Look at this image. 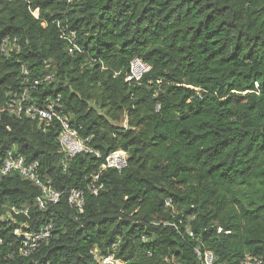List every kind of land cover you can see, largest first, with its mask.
Returning <instances> with one entry per match:
<instances>
[{
	"label": "trees",
	"instance_id": "trees-1",
	"mask_svg": "<svg viewBox=\"0 0 264 264\" xmlns=\"http://www.w3.org/2000/svg\"><path fill=\"white\" fill-rule=\"evenodd\" d=\"M135 58L150 67L140 82L127 80ZM25 90L41 108L60 97L80 137L103 158L128 153L127 168L89 193L104 160L68 161L59 122L13 109ZM10 151L62 197L41 210L33 182L0 178V264H97L92 250L122 264H203L197 250L264 264V0H0V170ZM47 222L52 238L23 257L15 231Z\"/></svg>",
	"mask_w": 264,
	"mask_h": 264
},
{
	"label": "built area",
	"instance_id": "built-area-1",
	"mask_svg": "<svg viewBox=\"0 0 264 264\" xmlns=\"http://www.w3.org/2000/svg\"><path fill=\"white\" fill-rule=\"evenodd\" d=\"M38 17V16H37ZM73 41V40H72ZM14 47L17 46L16 41ZM3 52L7 55L8 48L4 45ZM150 70V67L139 58H135L130 64V72L128 81L140 82L143 76ZM52 75H47L43 79L35 80L31 88L36 89L40 84L50 82ZM12 107L20 114L25 110V114L32 119L40 118L41 120L52 122L57 121L60 123L62 130L58 137V141L62 147V151L68 161L73 160L80 154L92 155L99 159H103V165L98 173L92 175L93 184L88 185V192L93 195H98L99 190L103 187L100 183V174L108 169H115L122 171L128 166L129 155L124 151H114L108 154L105 158L102 154L89 146L90 139H83L80 137L79 132L72 128L69 120L62 114L63 105L61 98L46 101L43 108L32 105L31 95L28 90H25L21 98L13 97ZM28 107H24L25 104ZM35 104V103H34ZM37 164H28L23 156H18L13 151L7 153L1 170L0 178L12 174H19L25 180L33 182L42 192V196L37 199V205L41 210H46L48 204H58L61 200L62 193L56 191L50 182L44 183L41 181L37 174ZM69 204L78 213H82L85 207V191L72 189L69 195ZM15 215L24 214L28 215V210H17L12 208ZM54 223L47 222L38 231H24L17 229L15 235L19 238L20 248L19 253L26 258L31 257L36 253L43 244L47 243L52 238V231ZM198 255L203 261V264H213V255L206 252L204 257H201L199 251ZM91 254L97 264H122L111 253L107 256L99 254L97 250H92ZM262 262L251 255H248L244 264H261Z\"/></svg>",
	"mask_w": 264,
	"mask_h": 264
},
{
	"label": "rangeland",
	"instance_id": "rangeland-1",
	"mask_svg": "<svg viewBox=\"0 0 264 264\" xmlns=\"http://www.w3.org/2000/svg\"><path fill=\"white\" fill-rule=\"evenodd\" d=\"M35 15H36V16H38V15H39V14H38V12H37V13H35Z\"/></svg>",
	"mask_w": 264,
	"mask_h": 264
}]
</instances>
